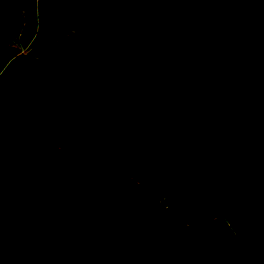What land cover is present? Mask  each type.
I'll return each instance as SVG.
<instances>
[{
  "label": "trees",
  "instance_id": "obj_1",
  "mask_svg": "<svg viewBox=\"0 0 264 264\" xmlns=\"http://www.w3.org/2000/svg\"><path fill=\"white\" fill-rule=\"evenodd\" d=\"M74 2L28 45L64 72L0 124V264H264V0Z\"/></svg>",
  "mask_w": 264,
  "mask_h": 264
},
{
  "label": "rangeland",
  "instance_id": "obj_2",
  "mask_svg": "<svg viewBox=\"0 0 264 264\" xmlns=\"http://www.w3.org/2000/svg\"><path fill=\"white\" fill-rule=\"evenodd\" d=\"M18 1L22 15L18 34L12 40H5L0 48V124L11 122L25 108L37 105L39 99L51 93L54 77L64 72V65L71 56H59L49 65L45 61L37 63L34 61L36 51L28 45L54 41L68 34L74 29L79 14L74 0ZM0 35L5 38L1 17ZM26 43L25 50L19 51ZM128 60L134 63L133 59ZM237 93L242 106L247 97ZM231 196L233 193L229 198ZM215 208L230 212L221 200H217Z\"/></svg>",
  "mask_w": 264,
  "mask_h": 264
},
{
  "label": "crops",
  "instance_id": "obj_3",
  "mask_svg": "<svg viewBox=\"0 0 264 264\" xmlns=\"http://www.w3.org/2000/svg\"><path fill=\"white\" fill-rule=\"evenodd\" d=\"M11 45H12V43H11ZM27 45H28V43H26L24 46H22L20 49H19V51H23V50H25V48L27 47Z\"/></svg>",
  "mask_w": 264,
  "mask_h": 264
}]
</instances>
